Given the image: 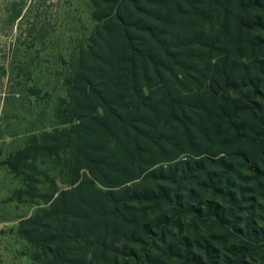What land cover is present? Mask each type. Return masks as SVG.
Listing matches in <instances>:
<instances>
[{"label": "trees", "instance_id": "16d2710c", "mask_svg": "<svg viewBox=\"0 0 264 264\" xmlns=\"http://www.w3.org/2000/svg\"><path fill=\"white\" fill-rule=\"evenodd\" d=\"M86 2L87 24L77 22L83 33L54 74L65 91L60 124L71 126L42 140L64 188L24 223L28 243L43 264H264V227L241 216L253 199L264 224V0ZM32 8L22 16L14 6L8 21ZM35 11L21 45L38 60L53 27ZM29 59L12 54L1 69L25 84ZM229 156L238 162L228 173H244L250 192L236 186L237 198L225 175L216 180L227 189H213L231 207L179 196L204 184L202 162L220 157L226 173Z\"/></svg>", "mask_w": 264, "mask_h": 264}, {"label": "rangeland", "instance_id": "374dc122", "mask_svg": "<svg viewBox=\"0 0 264 264\" xmlns=\"http://www.w3.org/2000/svg\"><path fill=\"white\" fill-rule=\"evenodd\" d=\"M86 3V0H0V264H43L39 253L23 235V228L25 222L38 217L41 209L56 198L57 187L64 188L62 182L56 178L57 166L53 164V159H49L41 151L51 145L42 144V140L55 137L56 129L68 130L71 126L60 124L62 117L59 104L65 99V91L54 74L59 68V57L67 58L70 54L69 42L83 33L77 22L87 24L89 10ZM31 5L33 11L27 12L28 15L23 21H20L21 17L16 21H8L7 16H10L9 11L14 6L24 9L23 16ZM38 5L53 28H50L44 44L38 48V60L35 59L37 52L29 51V58L35 59L36 66L33 67V81L19 85L21 79H17L15 75H4L1 68L7 67L12 54L19 60H31L25 56L21 44L31 41L27 30L30 23L34 22L35 8ZM219 159L220 157H214V161L202 162L207 171L199 173L198 181L204 184L190 187L184 185L187 191L179 193L184 201L197 200L198 203L195 204L199 206L195 205V208H204L205 202L213 201H218L222 207H231L229 202L221 200L219 191L213 189H227L217 181V177L225 175L230 176V186H233L231 192L237 198L240 187L243 186L244 192H250L254 188V183H245L244 173H228L230 166L238 162L235 157L224 158L229 166L224 169L226 173L219 167ZM184 160L185 158L176 160L173 165L181 167V161ZM164 168L167 172L168 165ZM208 173L211 174L212 181H215H208ZM195 196L197 199H193ZM254 207L253 199H246L241 216L253 223L252 228H262L264 224L257 218ZM170 209L166 203V218L172 217L169 214ZM183 221L186 225L187 220ZM153 234L155 236L148 240V244L155 247L150 255L156 260L163 243L160 237H156V232ZM218 246L220 245H215L220 250ZM219 253L222 254V250Z\"/></svg>", "mask_w": 264, "mask_h": 264}]
</instances>
